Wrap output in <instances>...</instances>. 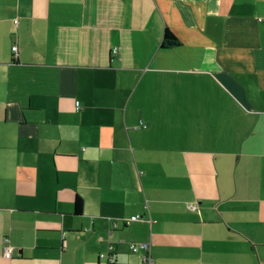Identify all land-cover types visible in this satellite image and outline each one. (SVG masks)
<instances>
[{
	"label": "crops",
	"instance_id": "obj_1",
	"mask_svg": "<svg viewBox=\"0 0 264 264\" xmlns=\"http://www.w3.org/2000/svg\"><path fill=\"white\" fill-rule=\"evenodd\" d=\"M259 19L264 0H0V264H139L143 242L264 264Z\"/></svg>",
	"mask_w": 264,
	"mask_h": 264
},
{
	"label": "built area",
	"instance_id": "obj_2",
	"mask_svg": "<svg viewBox=\"0 0 264 264\" xmlns=\"http://www.w3.org/2000/svg\"><path fill=\"white\" fill-rule=\"evenodd\" d=\"M260 22H264V19H259ZM17 46L13 47V52L15 53V56H17ZM77 109H79V103H77ZM139 219V216L133 217L131 220L135 221ZM8 241V240H6ZM151 243L148 242H143V243H132L129 247H131V250L133 251L134 254H137L139 264H155V259L152 256V247ZM11 254H13V248L9 247L6 250L5 257L10 258ZM104 257V255H102Z\"/></svg>",
	"mask_w": 264,
	"mask_h": 264
},
{
	"label": "trees",
	"instance_id": "obj_3",
	"mask_svg": "<svg viewBox=\"0 0 264 264\" xmlns=\"http://www.w3.org/2000/svg\"><path fill=\"white\" fill-rule=\"evenodd\" d=\"M165 41L166 42H168V41H171V42L176 41L175 37L168 30L166 31V34H165ZM173 43H176V42H173ZM82 204H83V201L80 198H78L76 203L74 204L75 207H76L75 208V213H76L77 216L82 214V211H83V205ZM135 255H137V254H135Z\"/></svg>",
	"mask_w": 264,
	"mask_h": 264
}]
</instances>
